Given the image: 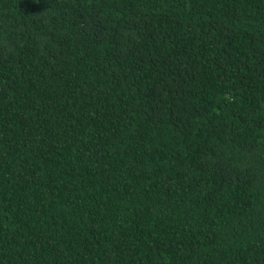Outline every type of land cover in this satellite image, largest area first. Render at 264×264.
<instances>
[{"label": "trees", "instance_id": "obj_1", "mask_svg": "<svg viewBox=\"0 0 264 264\" xmlns=\"http://www.w3.org/2000/svg\"><path fill=\"white\" fill-rule=\"evenodd\" d=\"M0 264H264V0H0Z\"/></svg>", "mask_w": 264, "mask_h": 264}]
</instances>
